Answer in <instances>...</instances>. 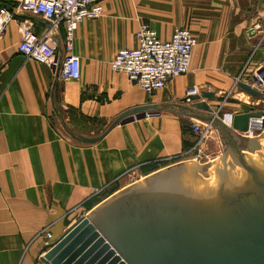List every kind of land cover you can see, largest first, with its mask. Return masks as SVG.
I'll list each match as a JSON object with an SVG mask.
<instances>
[{"label": "crops", "instance_id": "1", "mask_svg": "<svg viewBox=\"0 0 264 264\" xmlns=\"http://www.w3.org/2000/svg\"><path fill=\"white\" fill-rule=\"evenodd\" d=\"M18 1L0 0V5L13 8ZM102 8L99 19L78 25L72 54L79 58L80 76L57 82L54 103L51 71L17 51V22L11 21L0 37V264H41L37 257L76 222L65 224L70 211L95 190L112 186L132 166L180 156L193 143L194 135L182 131L189 118L168 113L116 126L93 145L77 142L63 129L68 120L59 108L111 122L127 109L148 104L142 100L146 93L110 68L119 50L136 48L142 24L162 41L180 28L189 29L197 41L190 71L163 89L173 98L192 87L213 93L202 88L206 84L235 93L242 59L237 51L227 57L224 43L242 42L264 26V0H106ZM17 18L30 21L36 35L49 25L33 13ZM63 39L60 28L57 57L62 59ZM202 42L209 44L198 46ZM251 65L241 83L257 66ZM55 116L63 132L54 125ZM121 184L102 201L133 183ZM48 226L49 243L37 236Z\"/></svg>", "mask_w": 264, "mask_h": 264}, {"label": "water", "instance_id": "2", "mask_svg": "<svg viewBox=\"0 0 264 264\" xmlns=\"http://www.w3.org/2000/svg\"><path fill=\"white\" fill-rule=\"evenodd\" d=\"M54 74L50 100L58 70ZM245 94L264 97L248 84ZM214 93L127 109L98 136L64 131L83 145L116 126L163 113L210 125L230 145L210 163L174 164L129 185L80 217L37 257L41 264H264V131L241 137L259 111L234 116L233 129L213 113Z\"/></svg>", "mask_w": 264, "mask_h": 264}, {"label": "built area", "instance_id": "3", "mask_svg": "<svg viewBox=\"0 0 264 264\" xmlns=\"http://www.w3.org/2000/svg\"><path fill=\"white\" fill-rule=\"evenodd\" d=\"M104 1L106 0H20L13 8L0 5V37L11 21L17 22L20 31L17 51L20 55L42 64L51 73L52 69L58 67V81L78 80L80 62L79 58L72 54L75 31L82 21L97 20L102 16ZM20 13L39 15L49 25L36 35L32 31L30 21L17 18ZM60 28L63 30V48L66 53L63 59L57 57L59 48L57 34ZM135 39L136 48L119 50L110 62V68L114 72L124 74L131 85L137 86L147 95L163 90L171 80L184 76L190 71L196 39L189 29H175L169 40L162 41L153 29L147 24H142L136 32ZM263 39L264 36L253 47L255 52L258 51ZM52 75L54 77L53 73ZM239 78L235 86L240 83ZM245 84L264 97V55ZM200 92L196 87L187 88L185 96L199 95ZM230 94L232 90L224 94L222 101L212 110L227 128L233 129V119L237 112L227 111L224 108V103ZM256 100L258 103L250 106L258 107L259 110L255 111H259L261 116L250 118L245 132L234 130L240 137L253 138L264 131V111H260V107H264V98ZM191 130L197 135L193 149L199 147L198 154L202 152L201 145L211 134L216 135L220 143L217 132L208 124L192 120ZM181 160H184L182 162L192 160L199 164L209 162L208 156L202 157L201 154ZM49 228L48 226L42 229L37 235L44 238L47 243L52 238Z\"/></svg>", "mask_w": 264, "mask_h": 264}, {"label": "rangeland", "instance_id": "4", "mask_svg": "<svg viewBox=\"0 0 264 264\" xmlns=\"http://www.w3.org/2000/svg\"><path fill=\"white\" fill-rule=\"evenodd\" d=\"M256 32H257L256 35L251 36L250 38L247 36H243L242 42L224 43L227 45V47H226V56L227 57L236 51L241 55L240 59H242V64H241L242 67H241V71L239 72L240 74L238 77H240L245 72V70L248 68L251 61H252V65H251L252 67H253V65H256V64L258 65L259 60L264 55V48H263L264 47V39L261 41V45H260L258 51L255 52V50L253 48L258 44V42L260 41V38H262L264 36V26L259 25V27H256ZM251 33H253V32H251ZM206 44H209V43L202 42V43H199L198 46H201V45L206 46ZM196 46H197V41H196L195 47ZM203 46H201V47H203ZM197 88L200 89V87H197ZM202 88L204 90L211 91L215 94L214 100L208 102V105L211 108H216L218 106V103L220 101H222L221 99H222L223 95L226 93L228 94V92L225 93V90H227V88L225 90L221 91V90L215 88V86L214 87L211 86L210 84H206ZM234 92L235 93L230 94V96L226 99V102L224 103V108L227 111L237 112V114H239L238 111H242L240 113H246V112H256L255 110H259L258 107L250 106V105H255L258 103L256 100L257 98H254V97H251V96L245 94L238 87ZM184 97H185V95L184 96L183 95L177 96L175 98L170 97V96L168 97L167 91L161 90L156 95L152 94V95L144 96V98L142 100L144 103H148V104L149 103L150 104L151 103L160 104V103L178 102V101L182 100ZM59 109H58V113L62 117L66 118L68 120L67 129L69 131L76 132V134L80 133V134H85L87 136H98L111 123V122H106L103 119H90V121H88L87 118L83 117L82 114L78 110H75V109H64V110L63 109L59 110ZM260 111L261 112L264 111V107H260ZM192 120L193 119H191V120L187 119L186 121L189 124L182 125V130L184 129V131H185L186 129H188L191 132V134L194 135L195 138H194V141L191 145L185 147V149L183 150V152L181 153L180 156H177L174 158H168V159L160 160V161H156V162H150V163H146V164L135 165V166L130 167L124 174H122L119 177V179L114 184H112V186H110V187L106 186V187H102L100 189L95 190L93 192L92 196H90L88 199L84 200L83 202L78 204V206H76L74 209H72L70 211V214H72V215L69 216V218L65 221V224L67 225L74 220L77 221L80 218L79 216L82 217V216L88 215L90 210L93 209L99 203H101V201L111 191V189L118 187V185L120 183H122V184L130 183V182L136 183V182L144 179L148 174L161 169V167H163L165 165L173 164V163L178 164V162L184 161L181 159L184 158L186 160V158H190L193 155H200L201 154L202 157H203V155L208 156L209 162H207V163H210L216 159L221 158L223 156V154L226 152V150L230 147V145L225 143L224 140H222L218 136L220 138V143H219V141H217V139H216L217 136L214 134H211L209 136L208 140L201 145V151L202 152L200 154H198V151H197V149L199 147H197L196 149H193L195 147V144L197 141V135L194 134L191 130ZM54 125L57 128H59L60 131L63 132V129L60 126V119L57 116L54 117ZM256 137H258V136H256ZM239 138H241V137L238 134H236L235 136H233V141L235 142ZM219 148H221L220 153H218ZM199 150H200V148H199ZM207 163L205 162V163H201V164H199V163H196V164L204 165Z\"/></svg>", "mask_w": 264, "mask_h": 264}, {"label": "trees", "instance_id": "5", "mask_svg": "<svg viewBox=\"0 0 264 264\" xmlns=\"http://www.w3.org/2000/svg\"><path fill=\"white\" fill-rule=\"evenodd\" d=\"M54 98H55V96H54ZM87 119H88V118H87ZM88 121H90V119H88ZM182 131L185 132L184 129H183Z\"/></svg>", "mask_w": 264, "mask_h": 264}]
</instances>
